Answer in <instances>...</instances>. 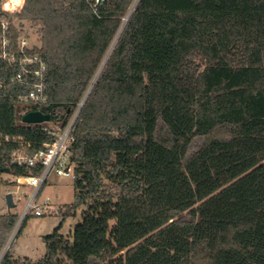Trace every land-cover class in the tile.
<instances>
[{
    "label": "trees",
    "instance_id": "obj_1",
    "mask_svg": "<svg viewBox=\"0 0 264 264\" xmlns=\"http://www.w3.org/2000/svg\"><path fill=\"white\" fill-rule=\"evenodd\" d=\"M127 15L77 126L74 202L43 258L2 264H264V0H105L97 13L25 0L15 16L39 27L49 104L19 102L3 78L0 184L30 171L5 137L31 154L53 141ZM31 110L51 121L24 123ZM16 220L0 214L1 245Z\"/></svg>",
    "mask_w": 264,
    "mask_h": 264
},
{
    "label": "built area",
    "instance_id": "obj_2",
    "mask_svg": "<svg viewBox=\"0 0 264 264\" xmlns=\"http://www.w3.org/2000/svg\"><path fill=\"white\" fill-rule=\"evenodd\" d=\"M95 13L105 0H89ZM25 0H0V96L6 95L10 84H18L22 91L12 93L21 103L47 105L45 72L47 65L43 57L34 52L41 46L39 27L20 20L15 14L20 12ZM133 10V9H132ZM124 18V24L128 21ZM37 41L32 42V35ZM103 65L99 67L83 96L63 127L55 133L51 142L43 143L33 154L29 152L32 144L21 136H6L7 142L22 144V148L13 153V162L30 171L26 174L7 173V180L18 188H24L25 202L17 213V220L0 255V264L8 252L24 223L31 217L45 216L54 211L52 199L44 195V188L54 176L76 178V167L72 159L73 146L76 141V130L83 110L95 85L102 74ZM9 78L10 84L3 78ZM48 129V128H46ZM40 167L39 173L33 169Z\"/></svg>",
    "mask_w": 264,
    "mask_h": 264
},
{
    "label": "rangeland",
    "instance_id": "obj_3",
    "mask_svg": "<svg viewBox=\"0 0 264 264\" xmlns=\"http://www.w3.org/2000/svg\"><path fill=\"white\" fill-rule=\"evenodd\" d=\"M132 12V10H131ZM127 23V22H126ZM126 23L122 26L118 32L111 49L104 58L102 65L103 70L106 68L108 60L116 46L119 37L125 29ZM32 42H36L37 35L33 34ZM7 184H0V214H4L9 211L7 206V195L13 194V200L15 207L11 211L18 213L22 209L25 197L24 188H18L7 180L8 175L4 176ZM44 195L49 196L52 199L54 211L51 214L45 216L31 217L27 220L24 227L18 233L15 241L12 244L11 252L15 257L25 258L29 257L32 260H38L46 254V244L43 241V236L51 234L56 227L62 222V214L59 213V208L64 207L67 204L74 202L75 187L74 179L72 177H57L54 176L50 183L44 188ZM84 208H80L77 211V217H69L61 229V233L65 236L71 235L75 226L82 219V212ZM183 217L186 215L183 214ZM9 238V237H8ZM7 238V240H8ZM6 240V241H7ZM6 243V242H5ZM5 244H0V255L4 251Z\"/></svg>",
    "mask_w": 264,
    "mask_h": 264
},
{
    "label": "water",
    "instance_id": "obj_4",
    "mask_svg": "<svg viewBox=\"0 0 264 264\" xmlns=\"http://www.w3.org/2000/svg\"><path fill=\"white\" fill-rule=\"evenodd\" d=\"M22 121L24 123H30V124L49 122L51 121V115L41 110H31L29 112H26L23 115ZM7 206L9 210L15 207V202L13 200V194L11 193L7 195Z\"/></svg>",
    "mask_w": 264,
    "mask_h": 264
}]
</instances>
